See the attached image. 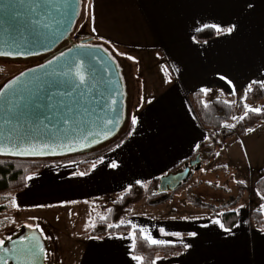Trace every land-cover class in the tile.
<instances>
[{"label":"crops","instance_id":"obj_1","mask_svg":"<svg viewBox=\"0 0 264 264\" xmlns=\"http://www.w3.org/2000/svg\"><path fill=\"white\" fill-rule=\"evenodd\" d=\"M253 2L254 11L246 9L247 0H94L97 33L111 42V48L156 55L147 58L146 62L143 58L141 62L140 58L137 60L140 94L133 103V113L138 115L141 123L131 137L127 135L122 140L121 147L117 148L116 144L96 156L91 165L96 163L97 167L92 170L90 166L88 176L73 175L81 171L82 160L79 159L42 164L38 171L26 176L32 179L25 178L22 190L6 195L3 201L5 209L0 215L21 213L25 225L35 221L30 217L42 221L44 216L65 211L66 214L85 215L83 223H86L90 218L99 216L98 211L104 215V208L109 202L136 181L147 184L183 165L196 151L195 145L206 139L207 131L191 104L190 94L207 87L210 91L207 95L203 94L204 102L220 98L236 104L242 100L247 83L251 79H259L258 70H262L261 64L264 63V49L261 47V40L264 39V0ZM237 19L240 31L232 37L216 34L206 40V44L205 40L193 42L195 25L199 22L219 23ZM91 28L92 22L87 19L86 33L103 43L93 35ZM141 65H146V68ZM156 67L165 69L172 83H165L166 72L157 75ZM174 68L180 71L176 72ZM220 73H226L233 80L236 95L231 94L229 85L218 79ZM146 74L152 75L156 81L153 89L146 80ZM147 100H153V103L149 105ZM248 104L264 106V98L255 104ZM236 111L241 115L234 109L231 120ZM253 128L255 131L252 133L227 139L216 150L220 155L210 160L222 159L218 165L249 169L252 174L257 173L258 178L260 171H264V121ZM112 161L119 167H109ZM12 197L16 198L20 210L11 207ZM72 200L79 203L66 207H35L37 204L60 205ZM230 209H237L236 204ZM249 211H235V222L229 227L231 234L211 223L217 218L222 221L218 214H211L212 210L200 212L197 205L182 204L170 198L159 204L141 200L130 208L122 220L130 227L136 224L147 228L154 238L173 240L175 243L181 241L161 236L159 228L181 232L183 243L193 245L187 252L183 249L182 255L157 253L155 258L160 257L157 264H252L251 241L259 237V228L250 222ZM221 212L217 210V213ZM25 216L29 220H25ZM189 231H197L199 235L188 238ZM128 232L107 233L102 240H91L87 238L89 232L83 229L72 264H136L131 259ZM110 235L114 238H109ZM255 259L258 260L259 256Z\"/></svg>","mask_w":264,"mask_h":264},{"label":"snow or ice","instance_id":"obj_2","mask_svg":"<svg viewBox=\"0 0 264 264\" xmlns=\"http://www.w3.org/2000/svg\"><path fill=\"white\" fill-rule=\"evenodd\" d=\"M19 6L29 14L30 24L35 33V37L40 35L39 29H51V25L46 21L52 18L53 14H58L62 18H66L65 23L62 26L58 25L57 29L52 32L51 42L45 46L48 50L59 39V36L55 34L56 31L62 36L72 24L73 18L80 15H87L88 19L92 22L91 31L95 37L103 41L104 45L111 44L109 40L100 37L97 33L95 27L94 0H19ZM245 7L246 9L254 11L255 4L253 0H247ZM195 31L197 33L210 31L220 36L232 37L240 31V21L237 19L235 21L229 20L219 23L199 22L195 25ZM36 42L38 40L35 38L30 41L25 35H22L20 39L13 37L11 40H5L3 41L5 50H0V57L39 55V52L31 48H28L27 51L20 50L22 46ZM193 42L198 43L199 41L194 38ZM204 43L206 44L207 41L205 40ZM261 47L264 49V39L261 40ZM97 48V45L91 43L74 44L66 52L61 51L59 55H53L46 63L39 64L38 68L28 69L27 72L33 74L30 78L22 79L26 76V73L21 72L19 75L0 85V110L6 113V122L9 120L10 115L29 119L35 118L34 127L48 134L47 140L41 139L39 141L34 136L22 138L19 142H15L9 137L7 142L0 143V155H57L61 150L72 152L78 150V148L91 147L93 144L102 142L99 139L100 137L103 140H108L111 136L115 135L114 129H117L120 124L119 111L115 106L118 103L117 96L122 95V93H117L113 89H107V100L110 103L105 104L102 111L116 113V115L109 116L106 114L98 118L94 122L99 129L98 131L83 128L80 120V107L86 101L88 94L92 92L93 88L106 83L100 75V72H113L117 76L120 75V65L113 56L109 55L108 60L111 61V64L115 65V69H112L106 62L102 63L104 58L98 57L96 51H89L90 49ZM104 51H107V49H104ZM112 52L119 56H126V59L130 61L137 62L135 57L120 53L115 47H112ZM261 69L258 70L259 79H251L244 87L241 97L245 101L243 103V113L239 116H232V120L235 123H227L222 125V127L235 129L237 124L248 119L250 115H264V106H252L246 102L248 94L254 91V86H258L259 90L264 92V63L261 64ZM162 71L166 72L163 68ZM174 71L179 72L180 69L174 68ZM218 79L229 85L232 90L231 94L236 95V86L226 73L218 74ZM107 83H112V81H107ZM165 83H172L167 72ZM209 91L210 89L207 87H201L199 89V92L204 95H207ZM99 95L101 98H104L103 92H100ZM141 100L143 101L144 98L141 97ZM147 103L151 105L153 100H147ZM224 103L228 104L229 102L224 101ZM205 107H207V104H205ZM45 121L48 123L46 124ZM140 123L141 120L138 115L134 113L130 115V131L127 133L128 137L134 134ZM49 125L52 127L49 128ZM58 125L59 127H57ZM254 131V128L248 127L245 129V134ZM122 144L123 141L117 144L116 147L119 148ZM195 147L199 149L200 145L197 144ZM216 155L219 156L220 153L217 152ZM100 162H103L102 159ZM96 167V163L91 165L92 170H95ZM109 167L116 169L119 165L115 161H112ZM223 167L227 168V165L225 164ZM201 171H204V169H201ZM73 175L76 177H84L90 175V173L88 171H76ZM26 179L30 180L32 177L28 176ZM136 183L139 184L140 181H136ZM236 183L242 185L245 181L238 180ZM257 195H260V198L264 200V195H261L259 192ZM77 203L79 201L72 200L60 205L37 204L35 207H66ZM84 203L88 202L85 201ZM10 204L13 209L20 210L15 197L11 198ZM242 208H244L243 204L240 205V209ZM240 209H235L234 211L239 213ZM111 211L112 209H107L108 213H111ZM260 211L264 214V204L260 205ZM220 215H223V213H218V216ZM29 219L36 220L37 218L30 217ZM99 219L102 222H106L108 218L107 216L99 215ZM182 219L187 220L188 217H182ZM5 220H7V217H5ZM0 223H4V221H0ZM11 223L15 224V220H12ZM211 223L218 225L225 233H232V229L225 227L224 223L218 218L213 219ZM123 224V220L119 224L107 223V228H118ZM24 227H27L32 235L22 236L18 240H14L11 235L0 236V264H9V261H13L14 264H41L42 261L49 259L50 253L42 245L41 239H50L51 237L45 235L44 230L38 223H28ZM95 227V222L90 218L85 223V232L89 228L94 229ZM204 227H207V225H204ZM257 231L259 232V237L251 241V254L254 258L252 264H264V227L259 228ZM159 233L163 237H175L180 240L185 252L193 246L191 243H183V234L181 232H169L161 227L159 228ZM198 235L199 233L197 231L187 232L188 238H196ZM87 238L91 240L104 239V237H96L94 235H90ZM109 238L114 237L110 235ZM127 238L131 241V259L136 264H145V257L135 254L138 248V241H142L149 248L175 246V241L154 238L147 228L138 227L136 224H131V230L128 232ZM6 241L10 243V246H5ZM179 254L182 255L183 253ZM257 256H259L258 260L255 259ZM159 259L160 257L157 256L151 260L150 264H157V260Z\"/></svg>","mask_w":264,"mask_h":264},{"label":"trees","instance_id":"obj_3","mask_svg":"<svg viewBox=\"0 0 264 264\" xmlns=\"http://www.w3.org/2000/svg\"><path fill=\"white\" fill-rule=\"evenodd\" d=\"M214 36H216V33L210 31H205L203 33L196 32L194 34V38L198 41L209 40ZM93 44L98 45L103 49H107L106 52H108V54L113 56L116 60L115 53L112 52L111 46L104 45L98 41L94 42ZM121 71L122 70L120 69V75ZM3 83L4 81L0 85ZM125 94L123 121L118 132L112 138L98 146L77 153L54 157H14L0 155V212H3L5 209L3 201L6 195L10 192L22 190L25 185L26 176L29 173L38 171L42 164L47 162H60L79 159L82 160L80 163V170L88 171L92 161L96 156L121 142L127 136L128 131H130V115L134 112V105L129 99L126 90ZM202 97L203 94L200 93L199 90H196L190 94V101L197 114V117L202 126L207 130L206 139L199 143L200 148H196V151L188 160L192 159L196 154L205 156V159L207 160L214 158L216 155V150L222 147L223 143L227 139L232 138L235 135H243L245 134V129L248 127L253 128L259 122L264 121V115H250L248 119L237 124L235 129L224 128L222 125L231 120V115L234 109H237L241 114L243 113V103L245 101L240 100L236 104L233 102L225 104L224 100L220 98H215L209 102H204ZM263 98L264 92L260 91L258 86H254V91L248 94L246 102L255 104L261 101ZM205 104H207V107H205ZM260 172V176L254 183V188L257 193L259 192L261 195H264V171L261 170ZM157 180L158 178L152 179L147 184L134 183L120 196L112 200L110 205L107 208H104V216H107L108 218L106 222L100 221L99 216H94L91 218L92 220L94 219L96 227L94 229L89 228L87 230L89 235L102 237L107 233L130 231L131 227L128 224H123L118 228L114 227L109 229L107 228V223L119 224L126 213L129 212L130 208L141 200H146V202L150 204H159L166 201L167 197L156 201L158 198L164 195L153 192ZM241 189H244V185H241ZM238 198L232 200L229 203L217 206L216 209H211V214L216 215L218 214L217 210H222L221 213H223V215H220V217L224 225L226 227L232 226L236 219V212L230 208L237 203ZM107 209H112L111 213H108ZM248 218L255 227H264V214H262L260 210L251 209L249 211ZM182 251L183 247L181 243H175L174 247L149 248L142 241H138V248L135 254L143 255L145 257V264H150L151 260L155 259V255L157 253H160L164 256H172L177 255Z\"/></svg>","mask_w":264,"mask_h":264},{"label":"rangeland","instance_id":"obj_4","mask_svg":"<svg viewBox=\"0 0 264 264\" xmlns=\"http://www.w3.org/2000/svg\"><path fill=\"white\" fill-rule=\"evenodd\" d=\"M87 19V15H80L77 17L68 39H71L73 35L76 34L80 35L82 39L85 36H87V38L91 37L92 43L97 42L91 35H88L89 33H86L88 31ZM66 41L67 40L64 42ZM118 51L135 57L136 61L140 58V62L142 58L146 62L147 58L156 56L154 53L146 51L126 49H119ZM115 57L116 62L120 65V69L122 70L121 76L123 83L126 84L125 90H127L128 97L133 104L140 94L138 62L126 59V56L115 54ZM44 59H46L44 54L22 58L0 57V84L25 68L41 64ZM141 67L146 68V65H141ZM155 70L157 75H162L161 67H156ZM143 73L144 70L141 74ZM145 76L146 80H148L151 85L150 88L153 89L156 83L154 77L149 74ZM239 115L237 111L234 114V116ZM230 123H235V121L231 120ZM219 162H222V159L215 161L205 158L202 159L199 164H196L192 168L189 177L184 180L180 186L173 191H168L156 201L167 197L166 200L170 198L182 204L188 203L189 205H197L200 212L206 213L208 210L213 208L216 209L217 206L229 203L239 196L236 203L237 209H240V205L243 204V212L251 209L260 210V205L264 204V200L260 198V195H257V191L254 188V183L257 180V173L252 174L249 169L235 167L234 165H227V168H225L223 165H218ZM201 169H204V171H201ZM238 180L245 181V183L242 184L244 185V189H241V184L236 183ZM142 203L144 202L142 201ZM109 205L110 202L108 206ZM98 213L103 215L100 211H98ZM21 215V213L17 212H8L0 215V221H4V223H0V236H12L18 233L23 225V216ZM84 216L79 214L69 215L66 214L65 211H60L59 213L54 212L49 216L42 217L41 219L43 222L39 219L31 222L34 224L38 223L44 230L45 235L51 237L50 239H45L50 247V255L46 264H72L77 246L81 239L80 237L85 228V223H83L85 220ZM5 217H7V220H5ZM57 217H59V219H57ZM242 218H244V216H242ZM24 219L29 220L26 216ZM12 220H15V224L11 223Z\"/></svg>","mask_w":264,"mask_h":264},{"label":"water","instance_id":"obj_5","mask_svg":"<svg viewBox=\"0 0 264 264\" xmlns=\"http://www.w3.org/2000/svg\"><path fill=\"white\" fill-rule=\"evenodd\" d=\"M77 17L73 18L72 24L69 26L68 30L65 31L62 36H60L59 32L56 31L55 34L59 36V39H57L56 42L51 45V49L48 50L45 46L51 42L52 32L57 29L58 25L62 26L65 23L66 18H62L58 14H53V17L46 21L51 25V29L41 28L39 29L40 35L38 37H35V33L30 24L29 14H27L23 10V8L19 6V0H0V50H5V45L3 44V41L11 40L13 37H15L16 39H20L22 35H25L28 37L30 41L33 38H35L36 40H38V42L29 43L26 46H22L20 49L21 51H27L28 48H31L32 50L39 52L40 53L39 55L49 53L52 50H54V48L60 42H62L64 39L69 37V34L72 32ZM91 41L92 38L88 37L87 39H82L80 43H86ZM68 48L62 51L66 52ZM89 51H96L98 57L104 58L102 63L106 62L111 66L112 69H115V65L111 64V61L108 60V56H109L108 52L104 51L102 47L98 46L97 49H90ZM55 55H59V52L56 53ZM19 57L22 58L24 56H19ZM19 57H15V58H19ZM47 60L43 61L42 63H46ZM38 65L25 68L20 72L16 73L15 75H13L12 77H10L9 79L14 78L15 76L19 75L21 72L26 73V76L23 77L22 79H28L33 74L28 73L27 70L30 68H38ZM119 73H120V69H119ZM100 75L104 78L106 83L98 85L96 88H93L92 92L88 94L86 101L82 103L80 107V120L82 122L83 128L91 129L92 131H98L99 129L96 127L94 123L98 118L103 117L106 114L109 116L116 115V113H106V111H102L103 106L107 103H110V101L107 100V96H108L107 89H113L117 93H122V95L117 96L118 103L115 106L118 109L120 116V124L117 129H114L116 134L122 124L123 115H124V103H125V95H126L124 84L121 79V75L117 76L113 72H109V73L100 72ZM9 79L4 81V83L7 82ZM107 81H112V83H107ZM100 92L104 93V98L100 97L99 95ZM45 123L47 124L48 122L45 121ZM34 125H35V118L29 119V118H21L11 115L9 116V120L6 122V113L3 110H0V143L7 142V139L9 137L15 142H19L22 138H26L29 136L36 137L37 141L41 139L47 140L48 134L40 131L38 128L34 127ZM51 127L52 126L49 125V128ZM57 127H59V125ZM113 136H111L110 138H112ZM99 139H101L102 141L101 143L93 144L91 147L88 148H82V149L78 148V150L72 152L61 150V152L57 155L14 156V157H54V156L73 154L98 146L104 143L105 141H107V140H103L102 137H100ZM6 156H11V155H6ZM204 158L205 156L196 154L192 159L185 162L182 166L174 170H170L164 173L163 175H161L160 177H158L153 192L156 194H165L168 191L175 190L178 186H180V184L184 180H186L189 177L192 168L196 164H199V162ZM30 235H32L30 230L27 227H24V225H22L20 231L12 235V237L14 240H18L22 236H30ZM41 243L49 252V248L44 239H41ZM5 246H10V243L6 241ZM46 262L47 261H42L41 264H46ZM9 264H14V262L9 261Z\"/></svg>","mask_w":264,"mask_h":264},{"label":"built area","instance_id":"obj_6","mask_svg":"<svg viewBox=\"0 0 264 264\" xmlns=\"http://www.w3.org/2000/svg\"><path fill=\"white\" fill-rule=\"evenodd\" d=\"M82 38H80V35L74 34L71 39H66L67 41L60 45L58 51L63 50L67 47H70L73 44L80 43ZM83 39H87V36H85Z\"/></svg>","mask_w":264,"mask_h":264},{"label":"flooded vegetation","instance_id":"obj_7","mask_svg":"<svg viewBox=\"0 0 264 264\" xmlns=\"http://www.w3.org/2000/svg\"><path fill=\"white\" fill-rule=\"evenodd\" d=\"M59 49V46L58 47H56L51 53H54V52H56L57 50ZM50 53V54H51ZM46 56V55H45ZM126 85V84H125ZM126 93H127V90H126Z\"/></svg>","mask_w":264,"mask_h":264}]
</instances>
